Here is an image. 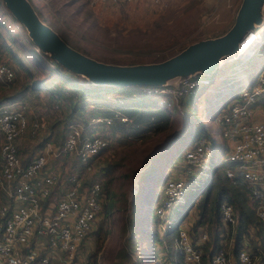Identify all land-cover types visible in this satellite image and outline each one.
<instances>
[{
  "label": "rangeland",
  "instance_id": "rangeland-1",
  "mask_svg": "<svg viewBox=\"0 0 264 264\" xmlns=\"http://www.w3.org/2000/svg\"><path fill=\"white\" fill-rule=\"evenodd\" d=\"M29 1L39 17L75 49L104 62L125 64V62L133 61L160 60L189 43L223 33L233 22L241 0ZM22 26L16 19L12 18L4 3L0 4V53H3L1 60L9 63L15 70H19L18 65L11 59L8 52L2 48V43L6 42L11 50L18 55L19 60L33 71L34 68L39 69L38 66H41L43 61L40 55L35 52L29 36L26 35V30ZM254 29L257 37L260 36L251 49L244 54L250 55V51L253 52L258 48L249 59H246L244 66L235 69L231 63L226 62L223 67L218 69L213 81L207 87H197L195 91L183 96L181 107L180 103L176 104L174 99L169 113H165L161 108L156 107L153 96L140 95L137 90V96L133 97L134 86H108L103 90L95 91L109 95V97L121 95L126 101L138 105V110L144 106L149 110L156 111L158 115L164 113L171 116L169 119L157 118L154 115L151 119V115L144 113L142 117L132 116V120L128 121L129 123H126L124 128L119 127L115 122L107 127L105 124L104 127L92 126L91 133L106 135L109 144L99 157L92 159L85 166L78 161H73L76 160L75 158L70 157L65 161V156L62 158L63 163H61V161L52 158L53 156L50 154L49 167L58 171L59 179H62L63 182L69 173L68 171L70 173L83 171L87 182L108 181L110 196L109 199L104 196L102 204L110 200L111 211L101 215L102 218L99 221L101 229L96 238L91 239L95 242V248L91 241L92 244H89L87 251H84V256L87 255V260L92 264L130 263L125 258L124 251L128 229L127 219L133 214L132 211L128 210L129 199L138 193L137 190L133 189V185L136 181L139 184V175L142 170L147 169V161L153 154L155 153V156L157 152L171 147L172 142L177 139L179 134L181 141L187 140L178 152L175 167H167L166 174L176 175L180 170L181 172L186 170L185 150L194 146L195 142L204 135L209 140L211 155L209 156L210 163L209 169L206 171L207 174H202L200 178L206 181L208 176L213 175L215 179L213 180L216 181L225 176L226 169L233 167V164L227 160L231 142L221 136V125L218 118L222 119L231 105L242 101V90H252L261 73L264 65V21ZM242 72L244 73L245 84L235 93L240 84L241 77L239 75ZM252 79L253 82L251 83ZM44 98L42 91L38 94L27 93L15 100L17 103L12 106L17 108L24 105L23 111L28 123L37 121L39 124L34 133L28 127L19 140L20 143L27 144L28 142L27 150L30 149L28 151L30 157L37 154L47 144L50 147L61 144L59 140L50 136L47 138L48 141H44L41 148L37 146L46 134L60 131L58 129L60 124L51 128L52 121L63 117L55 105L47 106ZM112 104L118 105L114 101ZM88 108L90 109V107ZM119 108L124 112L131 110L127 106H120ZM143 111L147 112L145 109ZM191 124L192 131L189 130ZM202 124H204V130L201 134H196ZM183 130L185 132L181 134ZM187 132L188 134L185 136L184 134ZM125 133L129 137L122 135ZM57 138L61 139V136ZM0 142H2L1 132ZM218 157L219 164L216 167ZM109 163H113L115 166L105 171L104 167ZM158 168H152L151 174L145 178L146 181L149 180L148 185L156 183V176L160 172ZM206 189L204 187L201 192L197 193L195 202L188 211H186L187 203L177 204L169 211L166 227L170 232L165 244H167V249L170 252L171 261L174 263L181 248L174 242L173 238L177 236L179 228L187 227L189 223L199 218L204 208L203 201ZM193 194V191L188 190L185 194L187 202ZM143 198V203L138 205L141 212H144L146 194H143ZM177 220L179 221L176 224ZM139 222L141 226L138 228V232L143 240H140L136 252H129L134 258L136 256L138 258L140 256L146 257L148 250L146 241H144L146 224L142 220V216L139 217ZM202 228L198 226L197 232ZM192 239L199 241L198 237H192ZM91 251L93 252L90 253ZM148 264L153 263L149 261Z\"/></svg>",
  "mask_w": 264,
  "mask_h": 264
},
{
  "label": "built area",
  "instance_id": "built-area-1",
  "mask_svg": "<svg viewBox=\"0 0 264 264\" xmlns=\"http://www.w3.org/2000/svg\"><path fill=\"white\" fill-rule=\"evenodd\" d=\"M246 34L244 47H238L234 55L223 58L221 66L237 58L245 65L246 59L255 50L250 51V55L244 53L251 49L260 36L257 37L255 29ZM33 48L36 53H41L36 45ZM14 76L13 67L0 60V82L10 83ZM209 83L208 75L197 74L179 83L171 81L163 86L138 87H141V93L145 95L167 96L163 105L169 108L175 100L176 104L180 103V98L192 92L196 86H208ZM262 92L264 65L252 90H242V101L231 105L222 119L218 118L221 136L231 142L227 160L233 167L226 169L225 176L229 179L239 177L248 188V195L253 201L254 218L246 216L244 220L250 234L259 236L260 232L264 233V119L255 118L253 103ZM15 103L0 106V131L3 134L0 147V264H92L85 258L84 251L88 249L87 238L101 210L99 185L92 182L89 187L84 186L77 175L70 172L63 182L59 179L58 171L49 167V158L52 154V158L63 163L62 158L67 156L75 158L79 163H86L108 145V140L104 134L83 133L82 123L72 119L66 124L60 146L50 147L47 144L23 163L18 152V139L28 127L36 130L38 122L29 124L23 111L24 105L13 108ZM114 119L129 121L127 116L114 110L109 116L95 115L90 122L109 125ZM210 155V144L205 135L185 150L186 170L182 176L166 181L155 208L162 233L167 228L166 219L170 209L184 201L190 179L195 184L202 183L200 176L207 174ZM216 162L219 164V157ZM138 186L136 181L133 189L138 191ZM219 209L222 220L233 228L236 215L232 205L222 201ZM203 221V228L198 232L200 242L194 241L189 233L192 222L178 229L173 240L181 248L179 254H183L187 264H236L231 241L227 246L219 247L209 258L210 244H207L206 249L203 245L210 237L211 221L208 215H205ZM236 260L238 264H256L253 255L245 248L238 250ZM164 264L176 263L170 257Z\"/></svg>",
  "mask_w": 264,
  "mask_h": 264
},
{
  "label": "trees",
  "instance_id": "trees-1",
  "mask_svg": "<svg viewBox=\"0 0 264 264\" xmlns=\"http://www.w3.org/2000/svg\"><path fill=\"white\" fill-rule=\"evenodd\" d=\"M0 4H3L1 0H0ZM12 18L15 19L13 16ZM19 24L22 26L20 22ZM32 45L35 46L33 43ZM2 48L8 52L11 59L18 65L19 70H15L13 67L15 76L12 82L7 84L0 82V106L11 102H16L15 100H17L24 94L27 93L38 94L39 92L42 91L44 93L45 96L44 99L47 106L51 107L55 105L56 108H58L59 113L62 114L63 116L61 119L59 118L54 119V122L52 121V126H51L52 128L54 125L60 124L61 129L60 128L58 129L61 131V133L60 131L59 132L57 131L58 133L56 132L53 134L50 133L46 134L37 144V146L40 148L44 145L45 140L46 141L49 140V139L47 140V138H49L50 136H53L55 140H59L62 143L64 139L66 124L68 123V121L72 119H77L82 123V125L84 126L83 133L90 134L91 133L90 129L92 126L99 125L100 127H104V123L91 124L90 122L91 116L92 117L95 115L109 116L114 112V110H118L122 114L127 116L129 121L132 120V116L138 115V117H142L144 113H148L149 115H151V119L153 118V115L156 116L157 118L164 117L166 119H169L171 117L164 113L158 115L156 111L149 110L147 107L144 106L141 107L140 110H138L137 109L138 105H136L133 102L126 101L125 98L121 95L109 97V95H105L104 93L95 92V91L103 90L105 87H108L110 85H100V84L92 83L86 78L68 71L67 69H65L60 64L50 59L47 55H44L43 53H39L41 60L43 61L42 65L38 66L39 69L34 68V70L31 71L21 60H19L18 55L11 50V47L6 42L2 43ZM257 48L255 49V51L257 50ZM255 51L252 53V55L255 53ZM2 55L3 53H0V60L2 59ZM137 62H149V61H133V62H125V63L130 64ZM229 63H231L232 67L235 69L239 68V66H244L240 58H237L234 61H230ZM242 73L239 75V77H241V81L235 93H237V91H239L241 86L245 84V79L243 78L244 73L243 75ZM219 76L222 77V75ZM208 77L211 83L213 80L211 79V76ZM252 82L253 79L251 83ZM200 86L207 87V85H198L193 89V91H195V89ZM111 87H117V86H111ZM137 90L139 91L140 95L153 96V95H145L141 93V87L134 86L132 92L133 97L137 96L136 93ZM153 97L155 98L156 107L161 108L165 113L170 112L171 107L166 108L163 105V102L165 101L167 96H162V97L153 96ZM181 98H180V107H181ZM160 99H162L163 101L160 102ZM113 101L117 102L118 105L112 104ZM120 106L130 107L131 110L128 112L121 111L119 108ZM253 106H259L262 109H264V92L259 93L256 96ZM88 107H90V109ZM144 109L147 112L143 111ZM137 119L140 120L139 118ZM114 122L118 124L119 127L122 128H124V125H126V123H129V122H121L118 119H114L113 123ZM63 123L64 125H62ZM113 123H111V125ZM105 126L107 127L108 125ZM189 130L192 131V124L189 127ZM203 130H204V124H202V127H200L197 130L196 134H201ZM35 131L36 130L31 129L32 133H34ZM184 132L185 130H183L181 134H183ZM187 134L188 132L185 133L184 135L186 136ZM1 135L3 141L2 132ZM122 135L129 137L126 133ZM21 136L18 139V152L19 155L21 156L22 162L26 163L30 158H32V156L30 157L28 153L30 149L27 150L29 146L28 142L27 144L24 142L20 143L19 140ZM58 136H61V139H58L57 138ZM185 136L183 137L185 138ZM186 140L187 139H185V141H181L179 134L177 139H175L172 142L171 147H169L167 150L157 152L155 156H154L155 153L153 154V156L147 161V165H148L147 169L145 168V170H142L139 175L138 193L129 199L128 210L132 211L131 213L133 214L130 215V217H128L127 219L128 229L126 235V249L124 251V256L126 259L129 260L130 263L128 264H148L149 261L153 264H164L167 263L170 258V252L167 249V244H165L167 235L170 232V230L166 228L164 233L160 231L159 229L160 219L158 218L155 212V208L159 203V199L162 196L163 188L166 181L171 178L182 176L183 174L181 170L176 175H172L169 173L166 174V168L175 167L178 157V152L185 145ZM1 144L2 142H0V147ZM107 147L108 145L105 148L101 149L93 157H91L88 162L81 164H83L84 166L88 165V163L92 159L99 157ZM67 159L68 157L66 156L65 161ZM73 161L77 162V160H73ZM113 163L106 164L104 170L108 171L111 167H114L115 165H113ZM215 166L216 167L218 166V162H216ZM154 167H159L158 169H160V172L156 176V183L154 185L153 183L148 185L149 180L146 181L145 178L151 174V169ZM75 174L81 180V183L84 186L89 187V185L92 182H97L99 185L98 198L100 199L101 210L97 213L96 219L94 221V226L87 238V246L89 247V244H92L91 239L96 238L98 231L101 229L99 222L102 218L101 215H103L104 213L105 214L109 213L111 211L110 200L109 202L106 201L104 204H102V198L104 196L107 197V199H109L110 191H109L108 181L102 182L100 180V181L87 182V180H85L83 171H80L79 173L76 172ZM213 179H214L213 175H210L208 176L206 181L201 179L202 183L195 184L193 183L191 178L190 183L187 184L186 186L185 194L188 192V190L194 192V194L189 198V202H187L184 197V201L181 203V204L187 203L186 211H188L189 208L195 202L197 193L201 192V190L204 189V187L207 188L206 195L204 196V201H203L204 208L202 209L199 218L196 219L195 221L193 220L194 222H192V225L189 227V233L191 237H198V232H197L198 230L196 229L198 226H201V228L203 227L204 224L203 219L205 215H208L211 221V231H210V237L209 239L205 240L203 248L206 249L207 244L210 243V249L208 254L209 258L219 247H222L224 245L227 246L229 244V241H231L232 254L236 261V264H238L236 260L237 252L241 248L247 249L253 255L256 264H264V237L263 238L261 237L260 240L251 237L247 227V223L244 220V217L246 216L249 217V219L254 217L253 201L250 199L248 195V188L245 186V184L241 181L239 177H236L234 179H229L226 176H223L221 178H218L216 181H214L215 179L214 180ZM143 194H146V201L144 205V212H141L140 209L138 208V205H140L141 202L143 203L144 201ZM222 201H227L232 205L234 209L236 215V224L233 228L228 223L223 221L221 218L219 205ZM140 216H142V220L146 224V228L144 232L145 234L144 241H146L148 250L146 257L140 256L138 258V256H136L134 258L131 254H129V252L130 253L132 251L136 252V250L140 245L139 242L142 239L140 237L141 235L139 236V232H138V228L141 226L139 222ZM178 221L179 220L176 221V224L178 223ZM94 243L95 242H93V247L95 248ZM92 252L93 251H91L90 253ZM90 256L92 258V255ZM85 258L88 259L87 255L85 256ZM175 263L187 264L183 254L178 255Z\"/></svg>",
  "mask_w": 264,
  "mask_h": 264
},
{
  "label": "water",
  "instance_id": "water-1",
  "mask_svg": "<svg viewBox=\"0 0 264 264\" xmlns=\"http://www.w3.org/2000/svg\"><path fill=\"white\" fill-rule=\"evenodd\" d=\"M1 1L41 53L92 83L117 87L163 86L197 74L213 80L220 61L234 55L244 35L261 24L264 17V0H241L232 25L223 33L189 43L160 60L119 64L95 59L69 45L39 17L29 0Z\"/></svg>",
  "mask_w": 264,
  "mask_h": 264
},
{
  "label": "crops",
  "instance_id": "crops-1",
  "mask_svg": "<svg viewBox=\"0 0 264 264\" xmlns=\"http://www.w3.org/2000/svg\"><path fill=\"white\" fill-rule=\"evenodd\" d=\"M253 109H254V113H255V118L257 120H263L264 119V109H262L259 106H253ZM262 110H263V112H262ZM260 234H261V236H259L258 234H250V236L253 237V238H255V239H257V240H260L261 237L262 238L264 237V233L260 232Z\"/></svg>",
  "mask_w": 264,
  "mask_h": 264
},
{
  "label": "bare ground",
  "instance_id": "bare-ground-1",
  "mask_svg": "<svg viewBox=\"0 0 264 264\" xmlns=\"http://www.w3.org/2000/svg\"><path fill=\"white\" fill-rule=\"evenodd\" d=\"M264 21V17H263V19H262V22ZM248 33V32H247ZM246 41H247V34L245 35V37L242 39V41H241V43L239 44V47L240 48H243L244 47V45H245V43H246ZM248 48V47H247Z\"/></svg>",
  "mask_w": 264,
  "mask_h": 264
}]
</instances>
